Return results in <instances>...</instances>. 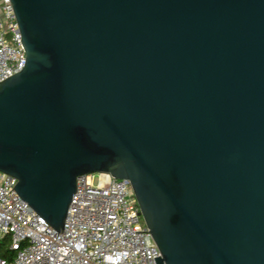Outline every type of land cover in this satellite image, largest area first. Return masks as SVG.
I'll return each mask as SVG.
<instances>
[{"label":"water","instance_id":"obj_1","mask_svg":"<svg viewBox=\"0 0 264 264\" xmlns=\"http://www.w3.org/2000/svg\"><path fill=\"white\" fill-rule=\"evenodd\" d=\"M0 172L63 232L81 176L129 181L158 264H264V0H11Z\"/></svg>","mask_w":264,"mask_h":264},{"label":"built area","instance_id":"obj_2","mask_svg":"<svg viewBox=\"0 0 264 264\" xmlns=\"http://www.w3.org/2000/svg\"><path fill=\"white\" fill-rule=\"evenodd\" d=\"M27 65L11 0H0V83ZM15 177L0 172V264H158L161 252L140 214L129 181L110 174L81 176L63 232L18 194Z\"/></svg>","mask_w":264,"mask_h":264},{"label":"trees","instance_id":"obj_3","mask_svg":"<svg viewBox=\"0 0 264 264\" xmlns=\"http://www.w3.org/2000/svg\"><path fill=\"white\" fill-rule=\"evenodd\" d=\"M9 239L6 238L4 243H2V245L0 246V255L3 256L4 258H9L11 254V252H8V248H7V243H8Z\"/></svg>","mask_w":264,"mask_h":264}]
</instances>
